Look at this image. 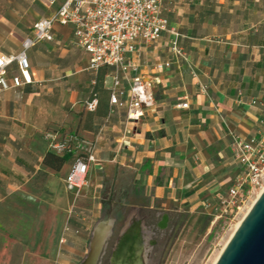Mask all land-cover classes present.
Segmentation results:
<instances>
[{
  "label": "crops",
  "instance_id": "1",
  "mask_svg": "<svg viewBox=\"0 0 264 264\" xmlns=\"http://www.w3.org/2000/svg\"><path fill=\"white\" fill-rule=\"evenodd\" d=\"M60 3L0 0V54L22 51L33 24ZM163 8L168 28L129 54L145 78L158 81L155 105L129 133L126 109L110 104L114 68L89 70L71 25L57 22L53 41L26 49L33 81L0 98V264H80L106 193L144 217L142 208L203 205L229 189L242 168L231 133L264 130V0H170ZM17 73L14 61L7 78ZM92 90L99 99L93 111L86 108ZM46 131L89 138L101 132L78 198L65 186L73 158L60 169L44 162L52 151ZM112 220L115 226L118 218ZM101 223L111 230V220Z\"/></svg>",
  "mask_w": 264,
  "mask_h": 264
},
{
  "label": "built area",
  "instance_id": "2",
  "mask_svg": "<svg viewBox=\"0 0 264 264\" xmlns=\"http://www.w3.org/2000/svg\"><path fill=\"white\" fill-rule=\"evenodd\" d=\"M48 1L54 4L58 0ZM168 1L61 0L52 14L33 24V35L24 39L22 51L9 56L0 54V98L4 91L33 81L26 49L38 42L53 41L57 22L71 25L75 43L89 55L88 69L97 71L102 65L114 68L110 104L112 110L126 109L125 132H131L128 125L140 121L146 110L155 105L154 86L158 81L156 77L145 78L140 73L139 64L129 54L135 52L137 42H154L168 28V18L163 14L164 4ZM175 51L182 55L179 48L175 47ZM14 61L19 64V73L9 80L8 66ZM170 64V61L161 62L157 68L163 69ZM98 102V94L92 90L86 108L96 110ZM178 106L188 107V102H181ZM100 135L101 132L89 138L69 133L61 137L53 131L44 132L52 151L72 156L65 186L75 191L77 197L87 185L90 165L96 161ZM231 139L234 158L241 165L242 172L233 179L226 197L221 200L218 217L232 212L238 214L249 196L264 188V130L259 135L248 137L232 132ZM68 230L67 227L65 232ZM64 239L65 233L61 241Z\"/></svg>",
  "mask_w": 264,
  "mask_h": 264
},
{
  "label": "rangeland",
  "instance_id": "3",
  "mask_svg": "<svg viewBox=\"0 0 264 264\" xmlns=\"http://www.w3.org/2000/svg\"><path fill=\"white\" fill-rule=\"evenodd\" d=\"M235 172L237 176L242 168L236 167ZM227 192L228 187L203 205L187 204L176 209L173 204L156 208L148 218L144 216L148 209L142 208L144 212L141 215L144 217L137 212L132 214L134 207L114 205L106 193L104 204L107 208L93 222V230L102 220L113 217L118 220L98 264H112L115 261L122 235L136 223L139 224L143 241V247L137 255L142 257L144 264H214L237 223L245 216L260 191L249 196L238 214L232 212L218 217L221 200L226 197Z\"/></svg>",
  "mask_w": 264,
  "mask_h": 264
},
{
  "label": "water",
  "instance_id": "4",
  "mask_svg": "<svg viewBox=\"0 0 264 264\" xmlns=\"http://www.w3.org/2000/svg\"><path fill=\"white\" fill-rule=\"evenodd\" d=\"M110 220L112 221L110 233L105 238L103 244L104 246L94 260V264L99 263L101 256L105 252L107 240L113 232L115 220ZM99 223L93 230L89 251L80 264H87L89 259H91L93 241ZM126 233H124L121 237V244ZM141 246L143 247V243ZM120 249L117 258L112 264L117 263ZM139 264H144L141 256L139 259ZM214 264H264V189L261 191L259 196L253 202L252 206L241 220L240 224L237 226V228L229 238L227 244L223 248Z\"/></svg>",
  "mask_w": 264,
  "mask_h": 264
},
{
  "label": "bare ground",
  "instance_id": "5",
  "mask_svg": "<svg viewBox=\"0 0 264 264\" xmlns=\"http://www.w3.org/2000/svg\"><path fill=\"white\" fill-rule=\"evenodd\" d=\"M260 193H261V191L258 193V195ZM250 207L251 206H249L248 210L250 209ZM241 220L237 223V226L240 224ZM98 226L99 227L97 228V231H96V234L94 237V241H93V250H92V254H91V259H89L87 264H94V260L98 256L99 252L102 250V248L104 246L103 245L104 240L109 235V232H110V225L109 224L101 223ZM237 226H236V228H237ZM226 244H227V242H226ZM141 245H142L141 230H140L139 224L137 223V224H134L129 229L127 235L124 237L123 244H122V247L120 249L119 258H118L117 263H115V264H139L140 256L137 255V252L140 251V249L142 247ZM225 245H224V247H225ZM219 255H218V257H219ZM218 257L216 258V260L218 259ZM216 260L214 261V263L216 262Z\"/></svg>",
  "mask_w": 264,
  "mask_h": 264
},
{
  "label": "trees",
  "instance_id": "6",
  "mask_svg": "<svg viewBox=\"0 0 264 264\" xmlns=\"http://www.w3.org/2000/svg\"><path fill=\"white\" fill-rule=\"evenodd\" d=\"M94 91H96V90H94ZM97 94H98V92H97ZM70 157H72V156L69 154H57V153H54L51 151V152H48L46 154L44 162L46 165H48L50 167H53L55 169H60L66 163V161L69 160ZM69 226H71V225L69 224ZM75 231L79 232V231H81V229L76 227ZM86 233L90 234V230H86Z\"/></svg>",
  "mask_w": 264,
  "mask_h": 264
},
{
  "label": "flooded vegetation",
  "instance_id": "7",
  "mask_svg": "<svg viewBox=\"0 0 264 264\" xmlns=\"http://www.w3.org/2000/svg\"><path fill=\"white\" fill-rule=\"evenodd\" d=\"M144 216H145V218H148L149 216H151V213H145ZM128 231H127V233H128ZM127 233H126V235H127ZM142 243H143V241H142ZM122 244H123V241H122ZM122 244H121V247H122Z\"/></svg>",
  "mask_w": 264,
  "mask_h": 264
}]
</instances>
